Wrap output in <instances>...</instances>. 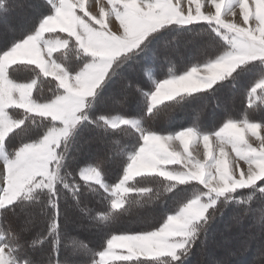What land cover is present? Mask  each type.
<instances>
[{"label":"snow or ice","instance_id":"snow-or-ice-1","mask_svg":"<svg viewBox=\"0 0 264 264\" xmlns=\"http://www.w3.org/2000/svg\"><path fill=\"white\" fill-rule=\"evenodd\" d=\"M49 3L54 11L39 22L36 31L0 53V143L24 123V120L12 118L10 111L22 110L30 116L44 118L48 123L47 130L42 135L30 142H23L11 158L3 159V183L0 184V191L3 192L4 199L0 201V207L14 201L30 185L43 183L52 189L53 179L62 159L58 150L69 136L71 128L82 118L78 114L85 106V98L94 95L117 57L136 48L149 33L162 25L188 24L199 20L207 21L210 25L215 22L213 31L229 47L203 65V77H198L200 69L193 67L190 72L156 83L155 90L145 94L148 112L183 93L210 88L218 80L231 75L242 64L257 59L264 63V0H211L216 9L215 15H202L199 4L196 5L195 15L191 11L184 14L178 0H113L114 6L108 9V15L114 14L119 20L122 28L119 34L106 28L103 7L99 17H89L87 13L79 14L84 9L81 0H74L72 3L68 0H49ZM237 5L244 24L254 20L255 27H243L221 19L224 8L230 10ZM59 33H66L67 38H44L46 34ZM69 44L90 57L78 69L69 70L52 58L54 53L65 49ZM42 51L49 58L47 62L41 56ZM23 62L38 67L44 77L55 78L58 85L50 98L37 99L33 95L36 80L19 83L11 78L9 70ZM257 90H264V79L254 84L249 90V97L254 96ZM97 119L112 128L130 124L142 141L138 149L129 154L122 178L111 188L117 196V199L111 201L113 209L121 207L120 200L124 194L148 191L146 188L125 187L126 182L135 177L155 174L173 182V186L197 181L206 190L188 198L154 230L131 235H112L107 240L106 249L98 253L100 264L109 259L113 262H126L137 257L170 256L173 260H178L180 250L187 252L186 245L190 246L191 243L189 238L194 236L200 226H203L202 231H206V223L218 209L209 212L216 205V200L204 201L201 196H222L226 192L255 186L258 181H264V135L260 134L264 133V125L260 123L250 121L238 126L236 122L228 120L214 133L217 138L223 137L232 145L235 156L244 161L247 169L240 165L230 167L222 150L219 159L214 154L211 157L215 161L212 165L215 168L213 173L209 165L198 161L192 163L181 153L170 151L167 147L170 140L178 139L187 152L189 140L202 136L207 157L209 134L187 128L176 132L174 137L162 136L138 127L137 121L127 118L114 117L110 120L106 116H99ZM249 132L257 136L259 148L253 147L245 139V134ZM177 164L183 165L187 170L168 168ZM78 177L85 183L94 182L104 187L99 163L80 168ZM44 178L47 183H44ZM63 186L69 188L68 183ZM258 191L264 193V185ZM50 202L55 208V201ZM56 227L54 218L49 231ZM116 249L126 252L117 253ZM10 252L7 245H0V264H11Z\"/></svg>","mask_w":264,"mask_h":264},{"label":"trees","instance_id":"trees-1","mask_svg":"<svg viewBox=\"0 0 264 264\" xmlns=\"http://www.w3.org/2000/svg\"><path fill=\"white\" fill-rule=\"evenodd\" d=\"M30 4L33 5L29 6ZM52 11L53 6L49 3V0H0V30L2 23H13L16 19L23 21L22 23L16 24L12 33L0 35V53L8 49L14 42L33 33L40 20L51 14ZM79 14L83 15L82 12ZM213 25L214 23L210 25L207 21L199 20L189 24L162 26L161 29L149 35L136 49L124 54L118 61L114 62L116 65L113 68L111 67L99 89L87 100L88 105L85 109V113L87 114L86 118L79 121L78 125L72 130L58 150L59 154V152L66 149L65 155L57 168L58 175L62 179L57 180L55 178L51 191L41 184L38 187L27 188L14 201L0 207V223L3 228L2 240L11 249L12 255L18 262L24 261L25 264H51L52 262L89 264L97 257L100 251L106 249L107 240L113 234L148 231L161 223L168 214H172L178 210L180 205L189 198L188 196L193 197L195 195L199 187L201 188L200 191L205 190L201 185H194L195 183L193 181L173 186V182L155 174L135 177L133 180L127 182L126 187L146 188L148 191H134L124 194L120 200L121 207L119 209H113L111 201L117 198L116 194L112 195L104 187H101L100 184L83 182L78 177V170L86 162H91L94 166L99 163L103 180L108 183H113L124 171L123 169L128 161L129 154L141 143L139 134L130 124L112 128L98 120L97 118L99 116H106L108 118L114 115L134 117L139 120L142 128L158 133H171L185 127H192L200 132L208 131L207 124H204L203 119L197 117V115L194 116L195 113L192 110H186V107L190 103L199 102L203 105V110L208 111L209 108L207 109L205 106L212 100H214V104L218 105V102H215L214 98H217V95H219L218 90L221 87L225 89L223 90L225 92H235L237 85L246 84L251 79L254 81L255 74L253 70L256 66V69H264L263 64H245L239 66L231 75L218 80L210 88L200 89L192 93H183L174 100L162 102L151 112L147 111L148 99L145 91L151 90L152 84L150 83L151 79L149 76H146L145 72L148 67L147 63L151 64L154 66L152 68L153 76L159 80L170 74H179L192 65L215 59L218 54L227 48V44L221 36L213 31ZM57 36L61 39L67 38L66 33H59ZM161 38L168 40V46L162 45ZM156 46H160L161 48L157 50L158 47L156 48ZM165 47H168V49L165 50ZM159 51L164 52L163 56H160L164 57V59L159 57ZM149 54L150 56L153 54L154 58L152 61L151 58L153 56L144 58L147 61L146 64H142L141 68L140 65L142 62L140 58ZM52 58L67 69L74 70L82 66L84 60L90 57L87 54H83L78 47L74 48L69 44L65 49H60L54 53ZM195 62L196 64H193ZM136 67L139 68L140 73L138 71L136 74L133 72V69ZM119 69H123L122 72L130 75L132 84H128L126 87H130L128 90L131 93L129 92V94L123 96L122 100L112 102L110 104L111 107H99L97 102L101 94L103 99L105 97L110 98L112 94L111 89H114V87L110 86H113L115 81L120 78L118 73L121 71H118ZM250 69L251 71L249 72ZM9 74L17 82L36 80L33 95L37 99L50 98L52 91L58 85L54 77H44L38 67L27 64V62L13 66L9 70ZM247 106L248 108H253L254 112H257L256 117H258V120H263L264 96L257 105L250 103ZM216 107L220 109L219 106ZM211 111L210 113H214V110L211 109ZM9 115L16 119L23 117L24 120L23 125L10 133L3 141L7 156L12 157L16 148L21 146L23 142H30L42 135L47 129L48 123L46 119L30 116L27 113H23L22 110L10 111ZM231 117L235 116L231 115ZM85 137H90V140H94L96 146L103 145L104 143H101V141L103 142L105 137H107V147L109 149L111 147L114 151L118 150L119 155L115 161L112 159L108 160V157L103 154H100L99 157H90L88 161L83 156L82 151L80 152L78 150L79 145L82 143L81 140L86 139ZM66 173H71V175L67 176ZM65 180L69 188L63 186V181ZM261 185H264V181H258L255 186L235 189L222 196L215 197L211 195L210 198L201 196V198H206V200L214 199L215 197L216 205L210 208L209 212L214 211L216 208L218 209L212 219L206 223V231L198 230L193 237L189 238L191 243L190 246L186 245L187 252H184L185 257L183 256L182 261H176L175 263L171 261L172 258L169 256H161L158 258L137 257L126 262L107 260L104 264L205 263L204 251L202 249L196 251V247L200 242H203L210 230H215V238H218L223 233L231 242L239 241V235L236 236L234 230L238 225H233L231 219L225 223L224 217L226 213L230 211L232 218L238 222L243 221V223L252 214L264 213V193L258 191ZM164 186L169 187L170 190L163 195H157V190L162 189ZM34 193H39L40 198L33 199L32 195ZM81 200L85 201L90 207L88 210L81 208V214L86 218H83L84 220H78L81 221L79 223L84 227L92 223L98 230L96 228L83 231L79 229V232L74 229V235H80L88 246L71 253L72 250L64 244V221L68 215L73 216L71 209L75 206V203ZM50 201H55V208ZM222 203L223 206L220 207ZM24 212L32 213L38 220L40 213H44L46 220L44 217L42 222L38 221L36 226L34 224V229L38 228L39 230L36 234H33L30 238L25 237L21 239L20 235L22 233L17 223V216L18 214L22 215ZM260 216L262 215L260 214ZM260 216L257 218L259 221H255L258 223L263 221L262 223H264V214L263 217ZM54 218L57 227L55 230L49 231ZM73 221H75V217ZM255 221L254 223H256ZM229 222L231 224H228ZM224 224L227 226L225 225L226 227L223 230L218 229ZM259 227L264 229V226L259 225ZM242 229L243 231L245 229L250 231L254 228L247 227ZM232 236L235 237L233 238ZM261 238L263 240L262 244H264L263 233L256 240ZM31 239L34 240L30 241ZM31 242L32 244H30ZM244 247V243L237 245V249H234L231 257L228 259L230 262H224V264H240L244 260L242 259L243 256L240 255ZM250 251L256 257L250 259V261H245L243 264H253V262L255 264H264L263 248L253 247Z\"/></svg>","mask_w":264,"mask_h":264},{"label":"rangeland","instance_id":"rangeland-1","mask_svg":"<svg viewBox=\"0 0 264 264\" xmlns=\"http://www.w3.org/2000/svg\"><path fill=\"white\" fill-rule=\"evenodd\" d=\"M73 1L74 0H68L69 3H72ZM92 1L95 4L96 0H92ZM97 1L101 5L100 4L98 5L95 17H99L100 9H101V7H103L105 9L104 22L105 23H109L111 25H113V23H114V24L120 26V22L116 18V16H115V20H113V18H114L112 16L113 14L110 15V17H109V15H108L109 6L107 4V0H97ZM108 1H109V5H111V7L114 6L113 5V0H108ZM81 2L84 4V7L86 8V5L88 4L87 0H81ZM174 2H177V0H174ZM178 3H179L180 8L183 10L184 14H188L189 11H191V14L195 15L196 5L197 4H199L201 6L200 10H201V14L202 15H215V12H216V9H215L214 5L211 3V0H191V3H189V0H178ZM32 5L33 4H30L29 6H32ZM234 10L236 12L235 16L237 14L238 17H239L238 20L234 17ZM221 19H223L226 23H233V24H237V25H240V26H243V27H255L256 26V22L254 20H250L249 24H247V25L244 24L243 16L241 15V12H240V9H239L238 5L232 7L230 10L227 9V8H224L222 10V13H221ZM22 22L23 21L21 19H16L13 23H11V22L9 24L6 23V22H5V24L2 23V28L0 30V35H8V34L12 33L13 30L15 29V27H16V24H19V23H22ZM213 23H214L213 26H215V22H213ZM171 24H177V23H171ZM171 24H165V25H162V26L166 27V26L171 25ZM162 26L157 28L156 30L161 29ZM110 31H111V29H110ZM155 31H153V32H155ZM112 32L115 33L116 31L114 32L112 30ZM120 32H122V28L121 27H120ZM153 32L149 33L145 37V39L149 35H151ZM117 34H119V33L117 32ZM44 38L45 39H52V40L61 39L57 35H53V34L45 35ZM161 41H162V45L163 46H168V40L166 38H161ZM161 41H160V45H161ZM196 41H197V39H196ZM143 42L144 41H142L141 43H143ZM225 43L227 44L226 41H225ZM191 44H192V42H191ZM228 47H229V45L227 44V48ZM136 48H134V49H136ZM156 48L158 50L161 47L160 46H156ZM134 49H132V50H134ZM164 49L167 50L168 47H165ZM129 52H127V53H129ZM223 52H224V50H223ZM127 53H123L119 57H117L113 61V63H112L113 66H111V67L113 68L116 65V64H114V62L118 61V59L121 56H123L124 54H127ZM222 53L218 54V56L221 55ZM163 54H164L163 51H161V52L159 51V57L163 56ZM44 55H45V53L42 51L41 56L47 62L48 61V57L44 56ZM187 55H188V53H187ZM187 55H185V56H187ZM151 56H153V54ZM151 56L149 54V55H144V56H142L140 58V61L142 62L141 65H140L141 68H142V64H146V61H147V59H144V58H148V57H151ZM153 58H154V56L151 58V61H152ZM160 58L164 59V57H160ZM207 62H210V61H207ZM207 62H205V63H207ZM205 63L196 64V62H195L193 64H196V65H192V66L188 67L185 71H183V72H181L179 74L167 75L166 77L160 78L159 80H157L153 76L154 73L152 72L153 71L152 68L154 66H152L151 64L147 63L148 67L146 69L145 74H146L147 77L149 76V78L151 79L150 83L152 84V87H151V90L145 91V94L149 93L150 91H154L156 83H158V82H160L162 80L170 79V78H172L174 76H179V75H183V74H185L187 72H190L193 67H197L198 69H200V71H198V73H197V76L198 77H203L205 75V73L202 70V68H203V65ZM245 64H254V65L263 64L262 66L264 67V63H261L260 59H257L256 61H252V62H247ZM245 64H242L240 66H243ZM143 67H144V65H143ZM256 68H257V66H256ZM256 68L253 70V73L255 74V77L253 78V80L254 79L255 80L252 81V79H251V80H248V82H246V84L237 85V87L235 89V92L234 91L225 92V91H223L225 89L223 87H221L220 90H218L219 95H217V98H214L215 102H218V105L214 104V100H212L210 102L211 104L207 102L208 104H207V106H205V108H207V109L209 108L208 111L207 110H203L204 107L199 102L190 103L189 106L186 107V110H190V111L192 110L193 113H195L194 116L197 115V117L202 118L203 121H204V124L205 125L207 124V127H208V131L207 132L206 131L205 132H200L197 129L193 128L198 133L209 134V146H208V149H207L209 154H208L207 157L205 156L206 149H205V146H204V142H203L202 136L199 139L193 137V139L189 140L188 146H187V152L185 151L184 145H182L181 142L178 139L170 140L168 142V144H167L168 149L170 151H175V152L181 153L187 159H190L192 161V163H195V162L198 161L200 163L209 165L210 166V171H212L213 173H215V168L212 167V165L215 164V161H213L211 159V157L214 154L219 159L220 158V153L223 150V152L225 153L224 159H226V160H228L230 162V167H235V165H240V167H242V168H244L246 170L247 169V165L244 163V161L239 160L235 156V153L232 151V145L227 140H225L223 137L217 138L214 135V133L219 131V129L221 127H223L224 123L228 122V120H232V121L236 122L238 126H241L245 122H250V121L251 122H257V123H260V124L264 125V118H263V120H258V117H256L257 112H254L253 108H248V106H247V104H250V103H253V105L254 104L257 105L263 99V96H264V90H257V93L254 96L249 97V95H250L249 94V90L260 79H264V69L259 70V69H256ZM110 69H109V71H110ZM122 70L121 69L118 70V71H121V72L118 73L120 75V78L115 81L113 86L112 85L110 86V87H114V89H111L112 90L111 91L112 94H111L110 98L105 97L104 98L105 100H104L103 97H102V94L99 96V100L97 102V105L99 107L103 108L105 106V107L108 108L110 106V104H112V102L114 103V102L119 101L120 99L122 100L123 96H125L126 94H129L130 91L128 89L130 87H126V86L128 84L129 85L132 84V79L130 78V75H127L126 73L122 72ZM137 71L139 72V68L138 67L133 69V72L135 74H136ZM250 71H251V69L249 70V72ZM107 75H106V77H107ZM244 76H246V75H244ZM193 79H196V77H194ZM28 82H30V81H28ZM99 87L96 89V91L99 89ZM242 87H246V88H242ZM248 87H249V89H248ZM96 91H95V93H96ZM222 92H224V93L220 94ZM88 98H90V97H86L85 98V106L80 110V113L78 114L82 118L80 120H78V122L75 124V126H73L71 128L70 133L78 125L79 121H81L82 119H84V117H86L87 114L85 113V109H86V107L88 105V102H87ZM216 106H219V108L221 110L217 109ZM211 109L214 110V113H210V112H212ZM218 110H220V111H218ZM231 115H233L235 117H231L230 118ZM114 117L115 118H121L122 117V118H127V119H130V120L137 121L138 122L137 126L141 127L140 122H139V120L137 118L130 117V116L114 115V116H110L109 119L111 120ZM187 128H192V127H185V128H182V129H180L178 131H181V130H184V129H187ZM178 131L171 132V133H167V132L166 133H158V132H156V133L159 134V135H162V136L171 135V136L174 137L175 133L178 132ZM257 131H258V133H260L259 129ZM260 134L264 135V133H260ZM85 138L86 139L81 140L82 143L79 145L78 150L80 152L82 151L83 156L86 157V159L88 161H89L90 157H93V156H98L99 157L100 154L106 155V157H108V160L112 159V160L115 161V159L119 155V151L118 150L114 151L111 147H110V149L107 147L108 146V144L106 142L107 139H108L107 137H105L103 142L101 141V143H104L103 145L101 144L102 146L101 145L100 146H96V144L94 143V140H92V139L90 140V137H88V138L85 137ZM245 139L253 147H255V148H259L260 147V141L257 139V136L252 135L250 132L245 134ZM92 143H94V144H92ZM141 143H142V141H141ZM18 147H20V146H18ZM138 147L136 149H138ZM133 152H131V153H133ZM0 158L2 159V151L1 150H0ZM8 158H11V156L8 157ZM87 166H94V165L91 162H86V164H84V166H82L81 168H84V167H87ZM125 167H126V165L124 166V168ZM173 167H175V168H177V169H179L181 171H186L187 170L186 168L183 167V165H180V164H177V165H174V166H172V165L168 166L169 169H171ZM188 167L190 168L191 164H189ZM122 176H123V172L120 174L119 178L113 183L106 182L105 180H103V177H102V183L104 184V188L105 189L109 188L110 191H108V192L111 193L112 195H114L115 193L111 191V188L114 187V185L119 182V180L122 178ZM0 179H3L1 162H0ZM54 180H55V177L53 179V183H54ZM0 182H1V180H0ZM193 182L195 183L194 185H197V184L200 185L199 182H197V181H193ZM44 183H47L46 178H44ZM126 184H127V182H126ZM126 184H125V187H126ZM41 185H43V184H41ZM200 190H201V188L199 187V190H196L195 194H199ZM204 191H206V190H204ZM228 193H230V192H226L223 195H226ZM2 195H3V192L0 191V196H2ZM211 195L216 197L215 194H208L205 197L210 198ZM188 197L191 198L190 196H188ZM215 197H214V199H215ZM201 199L204 200V201H207L206 198L205 199L201 198ZM211 199H213V198H211ZM89 207L90 206L88 204H86L85 201L81 200L78 203H75V206H73V208L71 209V214L73 216L71 217V215H68V217H65L63 239H64V244L69 249L72 250L71 253L72 252L74 253V252H76L78 250H81L82 248L88 246L80 235H76V234L74 235L73 230L76 229V230H78L80 232V230L83 231V230H89L91 228H96L95 225L92 224V223L91 224H87V227H84L83 225H81L79 223L81 221H78L80 219L86 218L85 216H83L81 214V212H82L81 208H84V209L88 210ZM231 214L232 213L230 211H229V213H226V215L224 217V222L227 223L228 220L231 219L232 222H233V225H235V224L238 225V227L240 229L237 227L234 230H235L236 236L239 235V241L231 242L228 238H226L223 235V233L220 235L221 237L219 236L218 238H215V236H214V233H215L214 231L215 230H213V229L210 230L209 233L206 235L205 239L203 240V242H200V244L196 247V251H199V249H202L204 251V262L205 263H202V264H224V262L225 263H229L230 261L228 259H229V257H231L234 249L236 250L237 249V245H241L243 243L245 244V247L243 248V252L240 255L243 256L242 259H244V260L240 264L245 263V261H247V260L250 261V259H254L256 257V255L253 256L251 254V251H250L251 248L260 247V248L264 249V244H262V242H263L262 238L259 239V240H256V238L260 237V235L262 233L264 234V229L259 227V225L264 226V223H262L263 221L262 222L260 221L259 223L257 221H255V220H258L257 218L260 216V214L262 215L260 217H263L264 213H259V214L257 213L256 215L252 214V215L248 216L247 219L244 220L245 223H243V221L242 222L236 221L234 218L231 217L232 216ZM19 215H21V214H18V216H17L18 217L17 218V223H18V225L20 227V231L22 233L20 235L21 239H23L25 237L30 238L33 234H36L39 231L38 228L34 229L35 226H36V223H38V221L42 222V220L45 217L44 213L43 214L40 213L39 220H38V218L36 216H33L32 213L24 212V213H22L21 216H19ZM74 217H75V221H73ZM221 219H222V217H221ZM45 220H46V217H45ZM163 220L161 221V223H163ZM250 221H252V222H250ZM254 221L256 223H254ZM161 223H159L158 225H156L155 227H153L150 230H154L155 228H158ZM34 224H35V226H34ZM228 224H231V223L229 222ZM225 225L226 224H224L222 227L220 226L218 229L223 230V228H225L227 226V225L226 226ZM247 227H250V228L252 227L254 229H251L250 231L245 229L243 231L242 228H247ZM150 230H148V231H150ZM139 232H142V231L125 232V233L122 232V233H116V234H113V235H131V234L139 233ZM71 233H73V235H71ZM2 234H3V228H2V225L0 223V235H2ZM240 235H241V238H240ZM232 237L234 238L235 236H232ZM110 238H111V236L108 239H110ZM34 239H31L30 241H32ZM230 239H232V238H230ZM239 243H241V244H239ZM30 244H32V242ZM0 245H6L5 243H3L2 236H0ZM106 247H107V243H106ZM115 251L117 253H119L121 251H125L126 252V250H120V249H116ZM180 251H181L180 252V258L178 260L171 259V261L176 263V261H182L183 260L184 251L183 250H180ZM182 251H183V253H182ZM240 255H238V256H240ZM246 255H248V256H246ZM250 257H252V258H250ZM156 258H158V257H156ZM13 261H15L16 264H19V262L14 258V256L10 252V262H11V264H13ZM105 261H107V260H105ZM51 264H66V263L52 262ZM89 264H100L99 255H97V257Z\"/></svg>","mask_w":264,"mask_h":264},{"label":"crops","instance_id":"crops-1","mask_svg":"<svg viewBox=\"0 0 264 264\" xmlns=\"http://www.w3.org/2000/svg\"><path fill=\"white\" fill-rule=\"evenodd\" d=\"M74 2V1H73ZM87 2H88V4L86 5V8L84 7V9H83V12L82 13H87L88 14V16L89 17H95V15H96V11H97V8H98V5L100 4L97 0L95 1V4L93 3V1L92 0H87ZM107 4H108V6H109V8L108 9H110V7H111V5H109V1L107 0ZM52 5V4H51ZM101 5V4H100ZM53 11H54V9H53ZM52 11V12H53ZM237 11V10H236ZM235 10H234V17L238 20V15L236 14V16H235ZM48 16V15H47ZM114 18H113V20H115V15L113 14L112 15ZM111 16V17H112ZM46 17V16H45ZM109 17H110V15H109ZM44 18V17H43ZM42 18V19H43ZM107 18V17H106ZM41 19V20H42ZM109 19V18H108ZM40 20V21H41ZM94 22H95V20H93ZM113 23V22H112ZM39 24V23H38ZM105 25H106V28L108 29V30H110L111 29V31L113 30L115 33H120V27L121 26H119V25H116V24H114L113 23V25H111V24H109V23H105ZM37 27H38V25H37ZM37 27H36V29H37ZM97 27H99V25H97ZM36 29L34 30V32L36 31ZM33 32V33H34ZM32 34V33H31ZM28 35H30V34H28ZM28 35H26L24 38H22V39H20V40H18V41H16V42H14V44L15 43H17V42H19V41H22L23 39H25ZM14 44H12L8 49H10ZM8 49H6V50H8ZM5 50V51H6ZM3 53V52H2ZM44 56H46V55H44ZM49 59V58H48ZM19 83H27V82H19ZM0 150L2 151V159L0 158V162H1V165H2V169H3V159H5V158H8V156H7V154H6V152H5V149H4V143L2 142V143H0ZM203 153V152H202ZM4 156V157H3ZM2 177H3V172H2ZM1 180V182H0V184H2L3 183V179H0Z\"/></svg>","mask_w":264,"mask_h":264},{"label":"clouds","instance_id":"clouds-1","mask_svg":"<svg viewBox=\"0 0 264 264\" xmlns=\"http://www.w3.org/2000/svg\"><path fill=\"white\" fill-rule=\"evenodd\" d=\"M85 118H86V117H85ZM20 119L23 120V117H21ZM65 151H66V149H65V150H62L61 153H60V156H61L62 159H63V156L65 155ZM62 159H61V160H62ZM66 175H67V176H70L71 173H66ZM55 178H56L57 180H61V179H62V178L58 175V172H57V171H56V173H55ZM63 183H64V184H67V181L65 180V181H63ZM41 184H43V183H41ZM38 186H39V185H30V186L28 187V189H31V188H34V187H38ZM43 186H44L45 188H47L49 191H51V188H49L46 184H43ZM169 190H170L169 187L164 186L162 189H158V190H157V195H163L165 192H167V191H169ZM25 198H28V197H25ZM32 198H33V199H39V198H40V194H39V193H34V194L32 195ZM3 199H4V197L0 196V201H3ZM202 229H203V226H200V229H199V230L202 231ZM13 264H16V262L13 261ZM19 264H25V262H24V261H20ZM253 264H255V262H253Z\"/></svg>","mask_w":264,"mask_h":264}]
</instances>
